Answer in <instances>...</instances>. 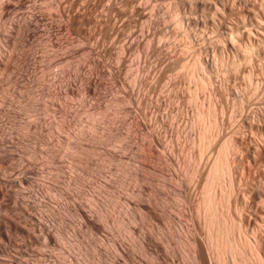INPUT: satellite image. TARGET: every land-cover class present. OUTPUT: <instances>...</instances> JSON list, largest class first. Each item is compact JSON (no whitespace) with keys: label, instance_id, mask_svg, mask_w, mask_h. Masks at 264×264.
Listing matches in <instances>:
<instances>
[{"label":"rangeland","instance_id":"rangeland-1","mask_svg":"<svg viewBox=\"0 0 264 264\" xmlns=\"http://www.w3.org/2000/svg\"><path fill=\"white\" fill-rule=\"evenodd\" d=\"M3 1L0 140L13 156L0 177L32 166L31 184L11 189L37 198L30 213L57 240L0 210L4 230L12 213L29 224L10 233L17 252L0 238V264H196L193 240L204 264H264V0ZM214 196L219 249L203 212Z\"/></svg>","mask_w":264,"mask_h":264},{"label":"bare ground","instance_id":"bare-ground-1","mask_svg":"<svg viewBox=\"0 0 264 264\" xmlns=\"http://www.w3.org/2000/svg\"><path fill=\"white\" fill-rule=\"evenodd\" d=\"M6 0H4L2 3H4ZM10 2H11V0H9ZM16 1V0H15ZM21 0H19V2H20ZM8 2V1H7ZM21 3V2H20ZM109 3V2H108ZM7 4V3H6ZM12 4V3H11ZM4 5V4H3ZM10 5V4H9ZM112 5V4H111ZM50 6H52V5H48V8L50 7ZM106 6H107V4H106ZM108 6H110V5H108ZM115 7V6H114ZM3 8V7H2ZM47 8V9H48ZM106 8V7H105ZM49 9H51V8H49ZM104 9V8H103ZM114 9V8H113ZM109 10V9H108ZM107 10V11H108ZM111 10V9H110ZM125 10V9H124ZM106 11V10H105ZM104 11V12H105ZM59 14L58 15H60L61 13L59 12V11H57ZM30 13H32V12H30ZM103 13V12H102ZM32 14H34V13H32ZM32 14H31V16H32ZM36 14V13H35ZM51 14V13H50ZM111 14H112V12H111ZM116 14V13H115ZM56 15V14H55ZM58 15H56L55 17H57ZM25 16V15H24ZM24 16L22 15V17L24 18ZM104 16V15H103ZM109 16H111V15H109ZM34 17H35V15H34ZM36 17H37V15H36ZM61 17V16H60ZM20 18V17H19ZM26 18V17H25ZM49 18H52L53 19V17H49ZM107 18H108V16H107ZM111 18V17H110ZM123 18V17H122ZM39 19H40V17H39ZM18 20V19H17ZM15 21V22H18V21ZM29 20V19H28ZM32 20V19H31ZM42 20V19H41ZM22 21H24L23 19H22ZM26 21H27V19H26ZM26 21H25V24H26ZM38 21V20H37ZM111 21V20H110ZM39 23H40V21H38ZM48 22H49V20H48ZM81 22V21H80ZM29 23V22H28ZM34 23H35V21H34ZM33 23V24H34ZM52 23V22H51ZM13 24V23H12ZM24 24V23H23ZM36 24V23H35ZM34 24V25H35ZM49 24V23H48ZM55 24V23H54ZM30 25V24H29ZM22 23H21V21L20 22H18L17 23V25H16V28L19 30V29H22ZM50 26V25H49ZM26 27H28L27 25H25V27H24V29L26 28ZM58 27H60V26H58ZM15 28V29H16ZM51 28H52V26H51ZM31 29V27L28 29V30H30ZM36 29V28H35ZM18 30H15L16 32L18 31ZM33 30V29H32ZM31 30V31H32ZM60 30V29H59ZM22 31V30H21ZM37 31H38V29H37ZM1 33V32H0ZM19 33H20V31H19ZM35 33V32H34ZM15 34V33H14ZM17 34V33H16ZM30 34H33V33H30ZM22 35V34H21ZM29 35V34H28ZM11 36H12V34H11ZM15 36V35H14ZM31 38H32V35H29ZM37 36V35H36ZM35 36V37H36ZM9 36H7V39H11L12 37H9ZM17 37V36H16ZM18 37H19V34H18ZM34 38V37H33ZM13 39H14V37H13ZM20 39V38H19ZM14 40H16V39H14ZM11 42V40H8V42ZM15 42V41H14ZM12 45H14L13 44V42H12ZM52 45V44H51ZM16 55V54H15ZM26 58V57H25ZM23 59V58H22ZM7 59L5 58V61H1L0 60V68H2V69H8L9 67H10V63H9V60H7ZM21 60V59H20ZM95 60V59H94ZM96 61H97V59H96ZM208 61V60H207ZM206 61V64H204V67L206 66V65H208V63L209 62H207ZM95 62V61H94ZM97 62H99V61H97ZM101 62V61H100ZM99 62V63H100ZM97 66L99 65V64H97V63H95ZM200 64V63H199ZM100 65H101V63H100ZM99 65V66H100ZM102 65L105 67V65L102 63ZM102 68V67H101ZM205 69V68H204ZM103 70H105L104 68H103ZM109 72V71H108ZM80 73V72H79ZM99 73V72H98ZM34 74V73H33ZM101 74V73H100ZM89 75V74H88ZM97 75H99V74H97ZM103 75V74H102ZM91 76V75H90ZM104 76H106V75H104ZM103 76V77H104ZM83 77V76H82ZM86 77V76H85ZM89 77V76H88ZM88 77H86V79L88 78ZM97 77H99V76H97ZM205 77V76H204ZM41 78V77H40ZM49 78V77H48ZM96 78V77H95ZM94 78V75H93V77L92 78H89V79H87L88 80V82L87 83H89L91 86H85V87H88L89 89L92 87V86H95V85H97V81H99L98 79L96 80ZM198 79H200V78H198ZM102 81V80H101ZM203 81V80H202ZM205 81V80H204ZM203 85H206L207 86V84H209V82L207 83V84H205V83H203V82H201ZM13 84V83H12ZM59 84V83H58ZM99 84V83H98ZM201 84V85H202ZM68 85V84H67ZM87 85V84H86ZM100 85H103V83L102 84H100ZM200 85V86H201ZM202 85V86H203ZM8 86H10V85H8ZM11 86H13V85H11ZM64 86V85H63ZM69 86V85H68ZM99 86V85H98ZM201 86V87H202ZM7 87V86H6ZM56 87V86H55ZM71 87V86H70ZM70 87H68L69 89H70ZM92 88H94V87H92ZM95 88H97V87H95ZM7 89V88H6ZM67 89V88H66ZM71 89H73V88H71ZM2 90V89H1ZM0 90V91H1ZM48 90V89H47ZM87 90V89H86ZM203 90V89H202ZM204 90H205V88H204ZM56 91V90H55ZM94 91V90H93ZM51 93V92H50ZM94 93V92H93ZM206 93V92H205ZM5 95V94H4ZM8 95V94H7ZM6 95V96H7ZM57 98V97H56ZM61 98V97H60ZM1 101H2V99H1ZM4 102V101H3ZM3 105V104H2ZM65 105V104H64ZM7 106V105H6ZM68 107V106H67ZM60 108V107H59ZM208 108V107H207ZM4 109V108H3ZM1 110V109H0ZM209 110V109H208ZM8 111V110H7ZM3 112V111H2ZM197 112H199V111H197ZM196 112V113H197ZM38 113V112H37ZM203 113V112H202ZM200 115V113H198V116ZM203 115H207V113L206 114H203ZM197 116V117H198ZM202 115H200L199 116V118L201 117ZM209 115H207V117H208ZM93 117H94V115H93ZM93 117H91V118H93ZM203 117V116H202ZM89 118V117H88ZM198 118V119H199ZM206 119V118H205ZM205 119H203V121L202 122H204V120ZM200 121H201V118L199 119ZM198 120V121H199ZM36 122H37V120H36ZM92 122V121H91ZM207 122V121H206ZM50 123V122H49ZM64 123V122H63ZM199 123V122H198ZM209 123V122H208ZM30 125V124H29ZM191 125V124H190ZM204 126H205V124H204ZM6 127V126H5ZM41 128V127H40ZM44 128V127H43ZM2 129V128H1ZM48 129V128H47ZM6 130V129H5ZM42 130V129H41ZM45 130H46V128H45ZM35 131V130H34ZM206 131V130H205ZM207 132V131H206ZM205 132V133H206ZM7 133V132H6ZM20 133V132H19ZM40 133H42V132H40ZM44 133H46V132H44ZM43 134V133H42ZM55 134V133H54ZM2 135V134H1ZM5 135V134H4ZM40 135V134H39ZM91 135V134H90ZM89 135V136H90ZM205 135V134H204ZM209 135V134H208ZM94 136V135H93ZM202 136V135H201ZM206 136H207V134H206ZM205 136V137H206ZM3 137V136H2ZM7 136H5L4 138L5 139H7L6 138ZM90 138V137H89ZM240 138V137H239ZM4 139V140H5ZM94 139V138H93ZM207 139V138H206ZM206 139H205V142H206ZM4 140L2 141V140H0V163H2V164H4V166H6V162H7V160H8V162H10V158L13 156L12 155V153H10L9 152V147L5 144L6 143V141L4 142ZM8 140V139H7ZM96 140V139H95ZM203 140H204V138H203ZM208 140V139H207ZM15 141V140H14ZM76 141V140H75ZM93 141V140H92ZM105 141V140H104ZM209 141V140H208ZM8 142H9V140H8ZM45 143V142H44ZM94 143V142H93ZM153 143V142H152ZM209 143V142H208ZM9 145H10V143H9ZM75 145V144H74ZM77 145V144H76ZM83 145V144H82ZM11 146H12V144H11ZM91 146V145H90ZM208 145H206L205 146V149H206V147H207ZM63 147V146H62ZM11 148H13V146L11 147ZM204 148V147H203ZM203 148H202V150H203ZM207 148H209V146L207 147ZM34 149V148H33ZM224 149V148H223ZM222 149V150H223ZM52 150V149H51ZM204 151V150H203ZM209 151V150H208ZM208 151H207V153H208ZM228 151V150H227ZM50 152V151H49ZM205 152H202V155L204 154ZM206 153V154H207ZM14 154V153H13ZM50 154V153H49ZM204 155V156H207V155ZM227 154V153H226ZM14 156H15V154H14ZM103 157V156H102ZM17 159V158H16ZM56 159V158H55ZM107 159V158H106ZM202 159H203V157H202ZM209 159V158H208ZM220 159V158H219ZM20 160V159H19ZM63 160V159H62ZM81 160V159H80ZM166 160H167V158H166ZM205 160V159H204ZM207 160V159H206ZM226 160V159H225ZM12 161V160H11ZM223 161V160H222ZM13 162H14V160H13ZM30 162V161H29ZM70 162V161H69ZM6 163V164H5ZM18 163V162H17ZM105 163V162H104ZM204 163H206V162H204ZM209 163V162H208ZM216 163V162H215ZM1 164V165H2ZM32 165H34V164H32ZM54 165V164H53ZM80 165V164H79ZM206 165V164H205ZM214 165V164H213ZM217 165V164H216ZM3 166V165H2ZM8 166H9V164H8ZM27 166H30V165H27ZM207 166V165H206ZM10 167V166H9ZM17 167V166H16ZM19 167V166H18ZM21 167V166H20ZM23 167V166H22ZM32 166H30V167H23L22 168V170H21V173H20V175L19 176H17L16 178L14 177V176H16V175H14L13 177V179L11 178V177H9L8 176V178H1L0 177V199L1 198H3V197H5L6 199H4V200H6L7 202L6 203H1L2 201H0V210H9V211H11V209L13 210V209H19L20 211L19 212H22V213H20V214H23L24 215V217H29V221H27V222H29V226H31V228H33V230H34V228H36L34 231H36V230H41V232H43L44 234H45V238H46V240L49 242H51V241H53V240H57V239H55L56 237H57V235H56V237L54 236V232L51 234V231H50V229H48V226H46V224H44L43 222H42V220H40L39 218H36V216L34 217V214L36 215V213H34V211H33V216H32V214L30 213L31 211H32V209L35 207V205L36 204H38V203H36V199L34 198V196L33 195H31L30 194V192H25V191H20V192H18L17 190L15 191V189H16V187H22V188H24L25 186H27V185H30L31 184V176L30 175H33L34 174V169H30ZM209 167V166H208ZM219 167V166H218ZM222 167V166H221ZM227 167V166H226ZM6 168V167H5ZM35 168V167H34ZM212 168V167H211ZM210 168V169H211ZM10 169V168H9ZM8 169V170H9ZM36 169V168H35ZM180 169V168H179ZM216 169H218V168H215V170ZM223 169V168H222ZM75 170V169H74ZM169 170V169H168ZM204 170H205V166H204ZM208 170V169H207ZM36 171V170H35ZM130 171V170H129ZM211 171V172H210ZM209 171V173H207L208 175L205 177L207 180H208V178L211 176L210 174L212 173V175H213V172L212 171H214L213 169L212 170H210ZM218 171V170H217ZM227 171V170H226ZM14 172V171H13ZM17 172V171H16ZM19 172V171H18ZM205 172H207V171H205ZM204 172V173H205ZM175 173V172H174ZM19 174V173H18ZM82 174V173H81ZM176 174V173H175ZM4 175V174H3ZM37 175H39V174H37ZM174 175V174H173ZM12 176V175H11ZM193 176V175H192ZM214 176V175H213ZM213 176H211V178L213 177ZM3 177V176H2ZM215 177V176H214ZM34 178V177H33ZM177 178H178V176H177ZM192 178V177H191ZM190 178V179H191ZM217 178V177H216ZM171 179V178H170ZM210 179V178H209ZM215 179V178H214ZM212 180V179H211ZM209 182H210V180H208ZM220 181V180H219ZM35 182V181H34ZM38 182V181H37ZM40 182V181H39ZM72 182V181H71ZM74 182V181H73ZM207 181H205V183H206ZM209 182H207V185L209 184ZM181 183V182H180ZM188 183V182H187ZM33 185V184H32ZM31 185V186H32ZM213 185V184H212ZM217 185V184H216ZM230 185V184H229ZM221 186V185H220ZM51 187V186H50ZM210 187V186H209ZM213 187V186H212ZM11 188H15L14 190L13 189H11ZM205 188H206V184H205ZM223 188V187H222ZM210 189V188H209ZM227 189V188H226ZM28 190V189H27ZM212 190V189H211ZM216 190V189H215ZM225 190V189H224ZM33 192V191H32ZM206 192L208 193L209 191H207L206 190ZM219 192H220V190H219ZM216 193V192H215ZM215 193H214V195H215ZM221 193H223L224 194V192L222 191ZM225 193H226V191H225ZM36 194V193H35ZM34 194V195H35ZM42 194V193H41ZM51 194V193H50ZM72 194V193H71ZM219 194V193H218ZM222 194V195H223ZM228 194V193H227ZM216 195H217V193H216ZM220 195V194H219ZM28 198H26V197ZM74 196V195H73ZM233 196V195H232ZM207 197V196H206ZM30 198H32V200H34L35 199V202H33V201H30L29 199ZM220 199H221V197H219ZM218 198V200H219V202L218 203H220V199ZM91 199V198H90ZM208 200H206V204H205V206H204V213L205 214H207L208 213V216L209 217H211L210 219L209 218H207V219H209V221L207 220V223L208 222H210V225H208L209 226V228L210 229H208V231H211V232H209V234L211 233L212 235H214V242L216 241L217 243H215L216 245L214 246L215 248L220 244V245H222V244H224V241H223V239H225L226 240V238H225V235H226V221H225V218H224V216H223V213H222V211L221 210H219V208H217V203H216V200H215V196L214 197H209V198H207ZM211 199V200H210ZM223 199H224V197H223ZM229 199V198H228ZM39 200V199H38ZM204 200V201H205ZM208 201V202H207ZM39 202H40V200H39ZM79 203V202H78ZM205 203V202H204ZM223 203V202H222ZM88 204V203H87ZM98 204V203H97ZM240 204V203H239ZM39 206H42V205H40V204H38ZM77 205H79V204H77ZM101 205H103V204H101ZM201 205V204H200ZM226 205V204H225ZM228 205V204H227ZM43 206H44V204H43ZM76 206V205H75ZM80 206V205H79ZM82 206H84V204L82 205ZM222 206V205H221ZM239 206V205H238ZM49 207V206H48ZM98 207V206H97ZM203 207V206H202ZM225 207V206H224ZM227 207V206H226ZM39 208V207H38ZM41 208V207H40ZM79 209V211H78V209ZM81 208H83V207H81ZM81 208H79V207H76V210L80 213V214H78V215H80L81 216V218H82V221H84L83 222V224H85V225H87L89 228L88 229H90V231L91 230H94L93 232L94 233H96V232H98V231H96V230H98L101 226H100V223L98 224L94 219H96V218H94V216L93 215H95L94 213H88V211L90 212V210L89 209H87L86 211L84 210V208L83 209H81ZM239 209H240V207H239ZM34 210H37V209H34ZM44 210V209H43ZM42 210V211H43ZM241 210V209H240ZM8 211V212H9ZM183 211V210H182ZM77 212V213H78ZM97 212V211H96ZM181 212V211H180ZM199 212H200V210H199ZM4 213V212H3ZM98 213V212H97ZM187 213V212H186ZM228 213V212H227ZM237 213V212H236ZM9 214V213H8ZM17 214H19V213H17ZM16 214V215H17ZM19 214V215H20ZM47 214V213H46ZM4 216L5 215H7V214H3ZM13 217H14V214L12 213L11 214ZM16 215H15V217H16ZM184 215V214H183ZM200 215V214H199ZM226 215V214H225ZM1 217H3L2 216V214L0 215ZM100 216H102V215H100ZM207 216V215H206ZM207 216V217H208ZM228 216V215H227ZM10 217V219H11V221H8V226L7 225H5V226H7V228H6V230H4L3 229V227H1L0 226V238L4 241V243H6V242H8V244H7V246L9 247V243L11 244V243H13L12 242V240H14V239H18V237H20V236H18V235H16L13 239H12V237H11V235H10V233L12 232V231H14L15 233L16 232H25L28 228V225H27V227H25L26 228V230H25V228L23 229L22 227L23 226H21L20 224H17V223H20V222H18L17 221V223H15V221L13 222V220H17V219H13V217H11V216H9ZM20 217V216H19ZM39 217V216H38ZM96 217V216H95ZM212 217H213V219H212ZM5 218H7V217H5ZM17 218H18V215H17ZM21 218H22V216H21ZM191 218V217H190ZM2 219V218H1ZM0 219V220H1ZM9 219V218H8ZM9 219V220H10ZM211 219H212V221H211ZM228 219V218H227ZM4 220V219H3ZM25 220V219H24ZM24 220H20L21 221V224H22V222L24 223ZM98 220V219H97ZM102 220V219H101ZM107 219H105V221H106ZM2 221V220H1ZM99 222V221H98ZM103 222V221H102ZM116 222V221H115ZM120 222V221H119ZM4 224L6 223V222H3ZM26 223V222H25ZM47 223V222H46ZM4 224H2V226L4 225ZM105 224V223H104ZM120 224V223H119ZM188 224V223H187ZM236 224V223H235ZM1 225V224H0ZM21 227H20V226ZM24 225V224H23ZM26 225H24V226H26ZM229 225V224H228ZM233 225V224H232ZM105 227V226H104ZM235 227V226H234ZM38 228V229H37ZM51 228V227H50ZM102 228V227H101ZM101 228L99 229V231L101 230ZM105 229V228H104ZM32 230V231H33ZM31 231V229L29 230V233H28V235L29 234H32V231ZM34 231H33V233H34ZM53 231V230H52ZM109 231V230H108ZM128 231V230H127ZM230 231V230H229ZM239 231V230H238ZM18 232V233H19ZM38 232H40V231H38ZM40 232V233H41ZM92 232V233H93ZM191 232V231H190ZM83 233V232H82ZM244 233V232H243ZM242 233V234H243ZM27 234V233H26ZM57 234V233H56ZM234 234V233H233ZM12 235H13V233H12ZM25 235V234H24ZM191 235V234H190ZM195 235V234H194ZM228 235V234H227ZM21 236H22V233H21ZM210 236V235H209ZM23 237V236H22ZM22 237H20L21 238V240L23 241V239H22ZM25 237V236H24ZM36 237V236H35ZM55 237V238H54ZM192 237V236H191ZM228 237V236H227ZM244 237V236H243ZM20 238H19V240H20ZM27 238H29L28 236H27ZM27 238L26 239H24V241H26L27 240ZM60 238V237H59ZM59 238H58V240H59ZM240 238V237H239ZM30 239V238H29ZM28 239V240H29ZM191 239V238H190ZM192 239H194L193 237H192ZM230 238H228V240H229ZM259 239V238H258ZM18 240V241H19ZM20 240V241H21ZM210 240V239H209ZM18 241H16V242H18ZM31 241V240H30ZM42 241V240H41ZM212 242H213V240H211ZM251 241V240H250ZM15 242V241H14ZM47 242V243H48ZM54 242V241H53ZM100 242V241H99ZM239 242V241H238ZM2 243V242H1ZM20 243H23V242H20ZM30 243H32V242H30ZM64 243V242H63ZM17 244V243H16ZM15 244V245H16ZM26 244V243H25ZM24 243L22 244V245H25ZM116 244V243H115ZM190 244H191V251H192V257H193V259H194V261H193V263H196V264H204V260H203V256H202V251L203 250H201V247L203 246H200L199 245V243H197L196 242V240H193V241H191L190 242ZM214 244V243H213ZM227 244V243H226ZM14 245V244H13ZM18 245V244H17ZM28 245V247H29V244H27ZM48 245H50V243L48 244ZM234 245V244H233ZM237 245V244H236ZM26 246V245H25ZM208 246V245H207ZM227 246V245H226ZM230 246V247H229ZM228 246V248H227V250H230V252H232V254L234 253V250H236V248L237 247H239L238 245L236 246V247H234V249H233V247H231L232 245H229ZM0 247H2V246H0ZM3 247H6V244L3 246ZM12 247V246H11ZM11 247H9L10 249H11ZM17 247V246H16ZM15 247V250H13V248L11 249V251L13 250V251H15V252H17V248ZM18 247H20L21 248V245L19 244L18 245ZM24 247V246H23ZM22 247V248H23ZM44 247V246H43ZM86 247V246H85ZM223 247V246H222ZM257 247V246H256ZM9 248H7L6 247V249H8V252H10L9 251ZM19 248V249H20ZM21 248V249H22ZM226 248V247H225ZM224 248V249H225ZM230 248V249H229ZM241 248V247H240ZM244 248V247H243ZM251 248V247H250ZM253 248V247H252ZM27 249H30V248H27ZM97 249V248H96ZM207 249H209V248H207ZM217 249H219V247H217ZM217 249H215V250H217ZM205 250V249H204ZM238 250H239V248H238ZM23 251H25V248H24V250H22V252ZM29 251V250H28ZM210 251V250H209ZM208 251V252H209ZM4 252H5V248H4ZM211 252V251H210ZM217 252V251H216ZM225 252V251H224ZM229 252V251H228ZM240 252V251H239ZM5 253H7V252H5ZM18 253H20V252H18ZM27 253H29V252H27ZM205 253V252H204ZM207 253V252H206ZM205 253V254H206ZM218 253H220V252H218ZM226 253V252H225ZM236 253V252H235ZM238 253V252H237ZM256 253V252H255ZM258 253V252H257ZM1 254V253H0ZM4 254V253H3ZM8 254V253H7ZM22 254V253H21ZM23 254H25V253H23ZM209 254V253H208ZM232 254H230L231 256L230 257H232L233 258V256H232ZM241 254H243V253H241ZM18 255H20V254H18ZM83 255V254H82ZM191 255V254H190ZM229 255V254H228ZM24 256V255H23ZM216 256V255H215ZM227 256V255H226ZM259 256V255H258ZM86 257V256H85ZM208 257H210V254L208 255ZM212 257V256H211ZM210 257V258H211ZM234 257H235V255H234ZM209 258V259H210ZM218 258V257H217ZM236 258V257H235ZM131 259V258H130ZM258 259V258H257ZM257 259H255V260H257ZM2 260V259H1ZM0 260V261H1ZM4 260V263H6V264H8V263H10L9 261H11L12 259H10L9 261H7V262H5V259H3ZM19 260V259H18ZM233 260H234V258H233ZM13 261H14V259H13ZM17 261V260H16ZM16 261H14L15 263H16ZM212 261V260H211ZM210 261V262H211ZM230 261L232 262V260H231V258H230ZM236 261V260H235ZM13 262V263H14ZM129 262V261H128ZM209 262V263H210ZM237 262H238V260H237ZM261 262V261H260ZM19 263V262H18ZM220 262H218V264H219ZM226 263V262H225ZM240 263H241V261H240ZM20 264V263H19ZM61 264V263H60ZM233 264H235L234 262H233ZM245 264V263H244ZM248 264V263H247ZM253 264V263H252Z\"/></svg>","mask_w":264,"mask_h":264}]
</instances>
